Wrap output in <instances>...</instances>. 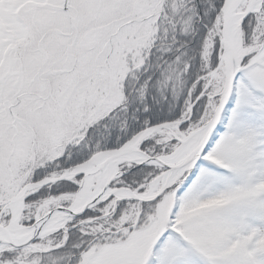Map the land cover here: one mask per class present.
Returning <instances> with one entry per match:
<instances>
[{
  "label": "snow or ice",
  "instance_id": "1",
  "mask_svg": "<svg viewBox=\"0 0 264 264\" xmlns=\"http://www.w3.org/2000/svg\"><path fill=\"white\" fill-rule=\"evenodd\" d=\"M172 5L0 0V264H264V0Z\"/></svg>",
  "mask_w": 264,
  "mask_h": 264
},
{
  "label": "trees",
  "instance_id": "2",
  "mask_svg": "<svg viewBox=\"0 0 264 264\" xmlns=\"http://www.w3.org/2000/svg\"><path fill=\"white\" fill-rule=\"evenodd\" d=\"M181 5L182 0H179V3L178 0H173V11H178V8ZM184 23L186 22L168 16L164 21H161L158 28H153L155 29L156 33L159 32V35H155V39L158 42L156 46L159 55L157 56L156 63L153 65L159 75L156 77L153 87H155L161 94L169 90L179 89L182 83V73L186 71V67H181L183 62L180 57H176V59L171 61L166 59V55L172 52L173 44L175 42V36L173 35L171 39L169 36L178 30L182 31ZM177 25L180 26L179 29L177 28ZM39 260L41 263V257ZM45 264H71V253L48 256L45 259Z\"/></svg>",
  "mask_w": 264,
  "mask_h": 264
},
{
  "label": "rangeland",
  "instance_id": "3",
  "mask_svg": "<svg viewBox=\"0 0 264 264\" xmlns=\"http://www.w3.org/2000/svg\"><path fill=\"white\" fill-rule=\"evenodd\" d=\"M153 23H154V21H153ZM150 32H151L152 35H155V33H156L155 29H153V28L150 29ZM50 246H52L51 242H49L47 245L40 246V249H42V250L48 249ZM39 258L40 257H38V256L34 257V259L32 260L31 264H41Z\"/></svg>",
  "mask_w": 264,
  "mask_h": 264
}]
</instances>
